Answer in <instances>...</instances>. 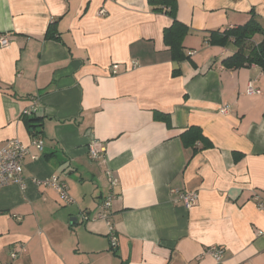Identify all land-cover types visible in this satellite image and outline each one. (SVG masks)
<instances>
[{
	"label": "crops",
	"instance_id": "0c3cea01",
	"mask_svg": "<svg viewBox=\"0 0 264 264\" xmlns=\"http://www.w3.org/2000/svg\"><path fill=\"white\" fill-rule=\"evenodd\" d=\"M250 13L264 29V0H177L188 59L173 61L172 20L147 0H0V149L11 139L27 148L24 184L0 187V264H264L253 200L264 201V71L226 69L236 47L216 43ZM50 26L58 40L45 38ZM34 103L41 153L23 121ZM191 126L212 144L194 157L179 138ZM108 171L111 234L94 220ZM52 176L72 204L44 184ZM173 191L197 194L196 206Z\"/></svg>",
	"mask_w": 264,
	"mask_h": 264
},
{
	"label": "trees",
	"instance_id": "16d2710c",
	"mask_svg": "<svg viewBox=\"0 0 264 264\" xmlns=\"http://www.w3.org/2000/svg\"><path fill=\"white\" fill-rule=\"evenodd\" d=\"M147 3L152 12H164L172 20L171 26L163 31V41L170 51L172 60L183 61L188 59L184 54L183 40L188 35L189 29L176 18L177 0H147ZM255 35L261 36L260 42L247 48ZM211 37L213 39L214 35L212 34ZM45 38L58 40V37L52 33L51 26L48 27ZM230 42L236 47V52L222 61V65L226 69L237 70L256 65L264 71V29L254 13H250V18L244 25L227 29L221 33L216 43L224 46ZM174 75H178V72L176 71ZM155 118L164 123L169 122L168 115L155 113ZM23 121L31 138L41 137L43 118L24 116ZM179 138L184 148L191 149L192 157L199 151L212 147L211 142L203 136L201 129L197 126L187 128L180 134Z\"/></svg>",
	"mask_w": 264,
	"mask_h": 264
},
{
	"label": "built area",
	"instance_id": "2783aa9c",
	"mask_svg": "<svg viewBox=\"0 0 264 264\" xmlns=\"http://www.w3.org/2000/svg\"><path fill=\"white\" fill-rule=\"evenodd\" d=\"M99 14H103L101 11ZM8 45V39L5 35L0 36V47H6ZM192 54V53H190ZM136 67V63L132 68ZM246 93L248 95L260 94V91L252 88L251 84L248 85ZM37 104L34 103L28 109L24 111V115L30 116L33 115L36 111ZM221 114H227L229 112L227 107H223L219 111ZM30 145L33 146L38 152H42L44 143L40 138H32L30 141ZM27 153V148L22 145L18 140L11 139L6 142V144L0 149V187L8 186L12 184L21 185L24 184V180L22 179V159ZM99 151L96 148L95 143L90 146L88 150V159L90 161H96L99 159ZM35 158V157H33ZM108 181H109V193L107 197L103 200V202L98 207V212L96 218L94 220H104L107 223L108 231L111 234L112 227L108 222V216L111 209V202L114 198L113 189L117 184V181L111 173L107 172ZM45 185L53 189L59 197V200L64 205L72 204V199L68 194L67 186L64 182L59 181L57 176H52L50 179L43 181ZM178 199L182 202L183 208L186 210H190L196 206L198 196L193 192H177ZM253 200L259 209L264 208V201H262L258 195L253 197ZM83 220H89L87 215H83ZM111 241L115 243V238L112 237ZM206 254L211 256L216 262H219L223 258V250L218 247H212L206 251ZM15 257L14 254L11 256Z\"/></svg>",
	"mask_w": 264,
	"mask_h": 264
},
{
	"label": "rangeland",
	"instance_id": "374dc122",
	"mask_svg": "<svg viewBox=\"0 0 264 264\" xmlns=\"http://www.w3.org/2000/svg\"><path fill=\"white\" fill-rule=\"evenodd\" d=\"M251 46H253V44H249V46L247 48H250Z\"/></svg>",
	"mask_w": 264,
	"mask_h": 264
}]
</instances>
